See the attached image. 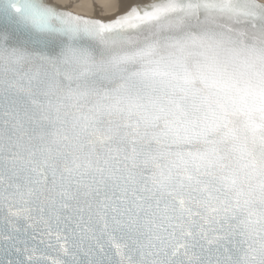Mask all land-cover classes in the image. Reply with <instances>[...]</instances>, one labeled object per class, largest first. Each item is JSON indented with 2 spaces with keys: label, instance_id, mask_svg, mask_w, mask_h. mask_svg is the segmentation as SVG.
Wrapping results in <instances>:
<instances>
[{
  "label": "snow or ice",
  "instance_id": "snow-or-ice-1",
  "mask_svg": "<svg viewBox=\"0 0 264 264\" xmlns=\"http://www.w3.org/2000/svg\"><path fill=\"white\" fill-rule=\"evenodd\" d=\"M0 20V264H264V0Z\"/></svg>",
  "mask_w": 264,
  "mask_h": 264
},
{
  "label": "water",
  "instance_id": "water-1",
  "mask_svg": "<svg viewBox=\"0 0 264 264\" xmlns=\"http://www.w3.org/2000/svg\"><path fill=\"white\" fill-rule=\"evenodd\" d=\"M127 10L126 9L122 10V11H120V13H123ZM98 15L103 16L105 19H107L108 17L112 16L113 13H110V12L109 13H99ZM6 30L10 33H14V37H13V41H12L13 43H16V42L23 40L24 33L22 30H17L15 26H8L4 23L3 20H0V33L5 32Z\"/></svg>",
  "mask_w": 264,
  "mask_h": 264
},
{
  "label": "bare ground",
  "instance_id": "bare-ground-1",
  "mask_svg": "<svg viewBox=\"0 0 264 264\" xmlns=\"http://www.w3.org/2000/svg\"><path fill=\"white\" fill-rule=\"evenodd\" d=\"M125 9H126V10L128 9V6H127V5L121 7L118 11L120 12V11L125 10Z\"/></svg>",
  "mask_w": 264,
  "mask_h": 264
}]
</instances>
